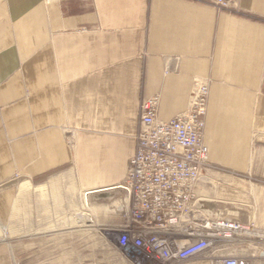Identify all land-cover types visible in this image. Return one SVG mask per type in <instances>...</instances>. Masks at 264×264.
Listing matches in <instances>:
<instances>
[{
	"label": "crops",
	"instance_id": "crops-1",
	"mask_svg": "<svg viewBox=\"0 0 264 264\" xmlns=\"http://www.w3.org/2000/svg\"><path fill=\"white\" fill-rule=\"evenodd\" d=\"M211 1L0 0V235L22 199L24 225L97 219L118 230L141 98L158 95L157 116L168 120L197 82L209 88L214 167L194 187L195 207L264 228V0H237L232 11ZM88 240L45 256L133 264ZM250 252L226 243L172 264ZM10 257L0 243V264Z\"/></svg>",
	"mask_w": 264,
	"mask_h": 264
},
{
	"label": "built area",
	"instance_id": "built-area-1",
	"mask_svg": "<svg viewBox=\"0 0 264 264\" xmlns=\"http://www.w3.org/2000/svg\"><path fill=\"white\" fill-rule=\"evenodd\" d=\"M232 11L237 0H212ZM209 88L195 83L189 106L168 120L158 118L159 96L139 103L136 145L118 185L129 205L115 241L133 264H172L223 244L244 242L250 255L219 254L217 264H264V228L225 214H202L194 187L214 166L204 141Z\"/></svg>",
	"mask_w": 264,
	"mask_h": 264
},
{
	"label": "rangeland",
	"instance_id": "rangeland-1",
	"mask_svg": "<svg viewBox=\"0 0 264 264\" xmlns=\"http://www.w3.org/2000/svg\"><path fill=\"white\" fill-rule=\"evenodd\" d=\"M14 180L21 185L19 178ZM22 201L23 199L19 201L14 214L17 215L16 222L10 226L8 232L0 235V243L11 251L12 264H60L65 257L45 256L46 252L57 251L55 254L59 255L66 249L86 250L88 244H93V241L88 239L93 237L96 250L102 248L121 251L115 243L118 232L114 228L110 230L106 225L99 224L97 219L95 223L90 221L89 226L85 223L76 224L74 221L69 224L63 222L62 224L24 225L20 211ZM79 258L80 261L83 259Z\"/></svg>",
	"mask_w": 264,
	"mask_h": 264
},
{
	"label": "bare ground",
	"instance_id": "bare-ground-1",
	"mask_svg": "<svg viewBox=\"0 0 264 264\" xmlns=\"http://www.w3.org/2000/svg\"><path fill=\"white\" fill-rule=\"evenodd\" d=\"M81 212H82V211H81ZM83 214H84V213H83ZM84 220H85V219H84ZM80 221H81V220H80ZM87 221H88V220H85V222L83 221V223H85L87 226H89V224H87ZM77 222H78V221H77ZM83 223H82V224H83ZM85 224H84V225H85Z\"/></svg>",
	"mask_w": 264,
	"mask_h": 264
},
{
	"label": "water",
	"instance_id": "water-1",
	"mask_svg": "<svg viewBox=\"0 0 264 264\" xmlns=\"http://www.w3.org/2000/svg\"><path fill=\"white\" fill-rule=\"evenodd\" d=\"M120 188V187H119ZM122 189V188H121ZM123 190V189H122ZM124 191V190H123ZM215 213V212H214Z\"/></svg>",
	"mask_w": 264,
	"mask_h": 264
}]
</instances>
